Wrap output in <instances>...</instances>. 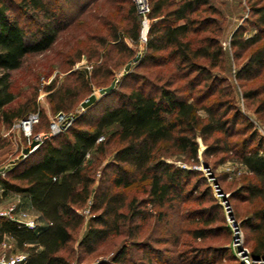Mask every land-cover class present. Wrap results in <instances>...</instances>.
I'll return each mask as SVG.
<instances>
[{
    "label": "trees",
    "instance_id": "obj_1",
    "mask_svg": "<svg viewBox=\"0 0 264 264\" xmlns=\"http://www.w3.org/2000/svg\"><path fill=\"white\" fill-rule=\"evenodd\" d=\"M247 1L261 30L245 39L239 37L237 31L233 35L234 46L247 49L259 45L240 68L239 76L246 70L256 75L264 72V0ZM132 4L135 18L142 20L133 1ZM150 4L148 18L156 21L148 32L147 52L138 62L154 60L158 65L166 64V60L156 53L169 51L177 68H187L190 73L199 75L200 80L207 83L210 94H214L216 79L200 59L218 65L222 49L211 37H203L197 44L191 36L193 32L206 30L207 20L199 21L196 14L212 8L209 0H150ZM50 7L46 0H0V118L5 125L11 126L15 120L30 114L28 104L14 105L17 95L12 87L13 72L23 67L29 55L43 53L56 42L61 21ZM33 15L37 19L35 30L31 29L30 21L25 20H31ZM41 16L47 20L39 19ZM127 34L137 41L140 23L136 22ZM114 37L118 39V32ZM102 42L107 43L106 39ZM120 42V48L129 56L134 53L124 39ZM84 72L80 71L81 74ZM86 79L93 83L92 78L87 76ZM61 89L55 92L61 93ZM115 90L116 87L104 95ZM260 90L264 91V82ZM257 92L250 89L246 96L251 98ZM72 94V89L67 88L61 96ZM214 104L216 106H199L166 81L162 85L153 83L151 89L141 84L128 92H120L119 102L107 106L98 117L87 118L86 112L79 116L73 114L71 126L50 135L32 153L18 158L8 171H3L6 177L0 172L4 194L10 191L26 194L45 223L27 229L15 220L0 217V244L7 236L13 238L17 248L26 254L23 264H71L61 251L68 247L73 232L84 221L78 209L84 208L92 197L95 165L91 158H100V154H106L109 146L118 141L120 146L114 151L113 161L106 166L111 167L112 172L104 171V179L89 206L99 212L91 218L89 230L79 243L90 253L96 251L104 241L121 234L128 220L133 221L140 214L133 200L128 201L125 192L114 188L147 181V202L159 207L182 196L198 171L168 162L158 155V151L168 148L166 154L175 155L178 150L187 156V160L198 162L199 134L207 143L204 155L232 152L234 159L252 173L248 182L241 185V191L246 192L247 200L257 199L261 205L245 221L255 228L258 226L257 235L249 239L254 241L252 254L264 256V141L252 133L241 143L233 144L229 136L251 130V124L236 129L238 119L237 115H233L232 121L229 118L230 105L228 107L222 101ZM225 104L227 107L221 110ZM262 109L264 101L260 105ZM201 110L206 111L205 118L200 115ZM198 235L203 236L201 231ZM231 256L239 264L233 252Z\"/></svg>",
    "mask_w": 264,
    "mask_h": 264
},
{
    "label": "rangeland",
    "instance_id": "obj_2",
    "mask_svg": "<svg viewBox=\"0 0 264 264\" xmlns=\"http://www.w3.org/2000/svg\"><path fill=\"white\" fill-rule=\"evenodd\" d=\"M46 1L61 21V24L58 23L61 29L51 48L29 55L23 67L13 72L12 87L17 95L14 105L28 104L27 111L39 113V121L33 125L32 135L27 136L22 128L15 126L18 120L8 126L0 118V167L4 166L6 171L12 167L13 160L20 158L23 148L30 144L36 134L53 135L71 126L74 121L67 119L69 114L79 116L86 112L87 118L98 117L107 106L119 102L120 92H128L141 84L151 89L153 83L162 85L166 81H170L171 87L176 88L182 96L198 102L199 106H216L214 103L221 101L228 107L230 105L228 115L231 121L233 115H237L236 129L251 124V130L229 136L233 144L241 143L252 133L264 141V109L260 110L264 101V91L260 90L264 72L256 75L246 70L239 76L240 68L259 45L242 49L232 44L236 31L239 37L245 39L261 30L247 0H209L212 8L196 14L199 21L207 20V27L204 32H193V39L199 44V39L211 37L218 41L222 49L218 65L200 59V63L216 79L214 94H210L207 83L201 81L199 75L190 73L187 68H177L169 51L156 53L166 60V64L158 65L154 60L145 63L133 61L130 69L126 70L128 62L138 53L143 59L147 52L150 26L156 21L149 17L146 29L143 21L135 18L132 0ZM40 18L44 19L42 16ZM25 20L30 21L31 29L35 30L36 16ZM136 22L140 23V34L138 40L134 41L127 32L134 29ZM117 32L119 37L115 39ZM104 39L106 44L102 42ZM121 39L133 48L132 55L120 48ZM81 70L85 71L84 74L80 73ZM87 76L92 78V86ZM116 77L118 85L115 92L100 95L99 89L109 85ZM58 88H62L61 93L55 92ZM67 88H71L73 94L62 97ZM250 89L258 91L251 98L246 96ZM92 93L98 95V100L88 110L83 109L82 101ZM226 104L220 109L224 110ZM200 115L205 118L207 113L201 110ZM53 123L59 125L61 130L54 133ZM217 135L223 137V134ZM197 140L200 144L198 162L187 160V156L178 150L175 155L166 154L168 148L158 151V155L166 161L198 171L199 174L193 176L182 196L159 207L147 202V181H136L126 188H114L115 191L125 192L128 201L133 200L140 214L133 221L126 222L121 234L113 235L90 253L79 245L89 230L91 218L99 212L91 210L89 206L104 179V171L112 172V168L106 166L113 161L114 151L120 143L115 141L106 154H100V158H91L95 165L92 197L84 208L78 209L84 221L73 232L72 241L61 254L67 256L71 264H236L230 248L233 242L230 214L240 223L244 244L250 250L254 241L249 239L257 235L258 226L255 228L245 220L261 202L257 199L247 200L246 192L241 191V185L248 182L252 173L246 165L234 159L232 152L204 155L207 143L199 134ZM171 151L175 150L171 148ZM5 173L1 172V175L6 177ZM17 193L10 191L4 194L0 185V211L17 205L15 217L33 219L38 225H44L40 214L22 202ZM222 193L228 195L231 213ZM242 220L245 222L242 223ZM199 231L203 236L198 235ZM21 255L26 254L17 248L13 238L7 236L0 244V261H10Z\"/></svg>",
    "mask_w": 264,
    "mask_h": 264
},
{
    "label": "built area",
    "instance_id": "obj_3",
    "mask_svg": "<svg viewBox=\"0 0 264 264\" xmlns=\"http://www.w3.org/2000/svg\"><path fill=\"white\" fill-rule=\"evenodd\" d=\"M135 4V7L137 9L138 14L141 15L142 21L146 29L148 28V15L151 12V4L150 0H132ZM39 121V113H30L26 118L20 119L15 126L22 128L25 131V134L27 136L32 135V129L33 125ZM67 126L65 127V129ZM53 129L54 133L61 130L59 125L56 123H53ZM51 135V134H50ZM35 137H37L40 141V144L46 139V134H36ZM34 137V138H35ZM36 146L32 151L36 150L39 146ZM222 197H224L225 204L227 205L228 212L231 213L230 210V204L228 203V195L225 193L221 194ZM17 210V205H12L7 211H0V217H5L10 220L17 221L20 226L27 228V229H34L38 226L37 221L33 219H26L22 220L20 218H17L14 216V213ZM233 218V219H232ZM231 219V228L233 230V242L230 245L231 251L234 253V255L237 257L239 264H264V256H254L249 249L244 244L243 234L241 225L238 221L232 217V214H230ZM26 255L18 256L17 258H13L10 261H0V264H17L18 262H21L25 260Z\"/></svg>",
    "mask_w": 264,
    "mask_h": 264
},
{
    "label": "water",
    "instance_id": "obj_4",
    "mask_svg": "<svg viewBox=\"0 0 264 264\" xmlns=\"http://www.w3.org/2000/svg\"><path fill=\"white\" fill-rule=\"evenodd\" d=\"M141 55L140 53H138L131 61L128 62V64L126 65V70H129L130 69V66L132 64L133 61H138L140 59ZM117 82H118V77H116L110 85L108 86H105V87H101L99 89V93L100 95H104L110 91H112L116 85H117ZM98 100V95L96 93H92L91 95H89L84 101H82L81 103V106L83 109H86L88 108L89 106H91L92 104H94L96 101ZM63 116L61 115V118ZM74 118V115H70L67 119L68 120H72ZM64 126V125H63ZM50 134H46V138L49 137ZM40 144V141L37 137H35L28 146L24 147L23 150H22V154L20 157H24V156H27L29 155L30 153H32L33 149L36 148V146H38ZM17 160V159H16ZM16 160H13V162H15ZM206 167H208V165H206ZM5 170V167H0V172H3Z\"/></svg>",
    "mask_w": 264,
    "mask_h": 264
},
{
    "label": "crops",
    "instance_id": "obj_5",
    "mask_svg": "<svg viewBox=\"0 0 264 264\" xmlns=\"http://www.w3.org/2000/svg\"><path fill=\"white\" fill-rule=\"evenodd\" d=\"M17 195H18L19 198L22 200V202H24L26 205L32 207V205H31V203H30V199H29V197H28L26 194L18 192ZM32 208H33V207H32ZM33 209H34V208H33ZM34 210H35V209H34ZM35 211H36V210H35ZM36 212H38V211H36ZM38 213H39V212H38ZM39 214H40V213H39ZM40 216H41V214H40Z\"/></svg>",
    "mask_w": 264,
    "mask_h": 264
}]
</instances>
